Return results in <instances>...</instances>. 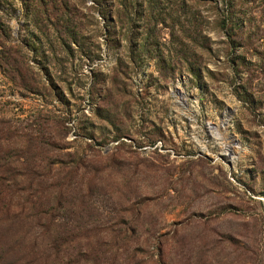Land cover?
<instances>
[{
	"label": "rangeland",
	"instance_id": "rangeland-1",
	"mask_svg": "<svg viewBox=\"0 0 264 264\" xmlns=\"http://www.w3.org/2000/svg\"><path fill=\"white\" fill-rule=\"evenodd\" d=\"M0 31L32 264H264V0H0Z\"/></svg>",
	"mask_w": 264,
	"mask_h": 264
},
{
	"label": "trees",
	"instance_id": "trees-1",
	"mask_svg": "<svg viewBox=\"0 0 264 264\" xmlns=\"http://www.w3.org/2000/svg\"><path fill=\"white\" fill-rule=\"evenodd\" d=\"M99 3L102 5L101 1ZM115 14L116 16L119 15L117 9L115 10ZM111 21L113 22V20ZM0 47H1L0 52L2 53L1 55H4L5 50H2L1 43H0ZM190 69L191 71H194V69L192 68ZM3 134L4 133L2 131L0 133V141L5 138ZM22 166H24L23 168H27V172H25L24 174L26 176V180L28 181V183H31L30 179L31 181H34L38 185L43 183V178L38 175L46 173L47 171L43 170V172H39V174H36L38 173V170L35 168V164L32 163L30 165L28 162H25ZM10 170L11 168L9 167V164L5 160V152L4 150H2L0 143V259L14 258V263H17L18 261L23 259V261H25L26 264H32V259H36V256L34 257L29 256L30 254H33L31 249L24 250L23 252L21 250L22 236L20 235L18 229L19 223L18 225L16 224V220L18 219L17 217L20 216L21 210L20 211L11 210L12 208L10 207V205H8L7 202L11 196L10 193H12V189L13 190L15 189V191H20L22 189H25V186H21L22 189L12 187V189L10 190L9 187H11L12 185L11 183H13L14 180L13 177L9 176L10 173L12 172ZM7 172H9V174L6 175ZM69 178L70 175L65 176L60 180H57L56 182L55 179H53L55 183L53 184L52 187V191L54 193L52 201L54 200L53 204L56 203L53 206V208H56V206H59V208L62 206L64 207L65 205L64 201L66 199L67 191L70 185ZM88 190L91 189L87 185L85 190H83V195L80 197V199L83 200L84 202L88 198L87 197V194H89ZM50 211L52 212V210ZM48 221L49 222L45 226L46 228L50 227L54 223L53 222L54 218L50 217ZM125 226L127 227V225ZM56 228L57 231L60 233V235L58 237H55L54 234L55 230H54V232L52 233V238L50 237L49 239L51 244L53 245L52 247L55 248L56 246V253H57L58 248H60L61 246L65 248L68 245V243L71 240V236H68L69 234L68 227L65 222L60 223V225H57ZM19 250L21 252H19ZM87 252L95 255V253H93L90 249L87 251L85 250V254H87ZM41 258H42L41 264H48L47 256L43 255L41 256ZM95 258L97 259V255H95Z\"/></svg>",
	"mask_w": 264,
	"mask_h": 264
}]
</instances>
